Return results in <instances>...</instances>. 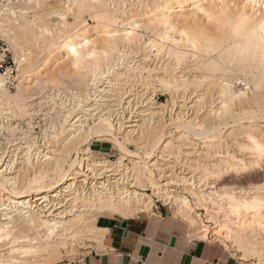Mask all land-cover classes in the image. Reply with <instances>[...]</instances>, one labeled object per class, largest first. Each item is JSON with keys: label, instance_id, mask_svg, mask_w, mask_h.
I'll return each mask as SVG.
<instances>
[{"label": "bare ground", "instance_id": "6f19581e", "mask_svg": "<svg viewBox=\"0 0 264 264\" xmlns=\"http://www.w3.org/2000/svg\"><path fill=\"white\" fill-rule=\"evenodd\" d=\"M6 2H0V35L13 52L18 88L15 92L7 91L0 77L3 84L0 88V130L10 128L14 132L15 126L6 127L4 123L30 115L31 83H34L33 87L50 89L46 103H51L49 110L54 112L52 118L56 125L52 130L53 137L51 134L49 137L55 141L50 156L47 150L45 153L44 150L38 151L39 146L36 149L38 152L32 154L31 148L35 143L32 142L31 145L26 144L24 154L21 152L25 159L13 172L15 175L10 176V169L7 170L6 166L1 168L4 162L0 165V227L11 225L14 229L13 245L9 246L7 242L0 245V261L55 264L62 259L64 251L76 250L75 245L81 246L99 236L100 230L94 225L97 216L126 217L150 211L152 195L164 205L174 208L173 212H177L187 223L188 238L218 242L243 264H261L264 255V228L260 226L264 221V177L258 186L239 191L218 189L212 184L207 191L194 180L195 176H173L169 170L166 181L159 178L165 175L163 167H169L167 163L171 159H178L181 153L179 143L190 138L207 143L208 154L217 157L209 166L194 162V157L191 166L188 164V167L203 171L205 176L215 174L219 177L223 171L262 168L264 159L253 151H250L251 157L247 160L240 159L224 149L220 142L224 133L220 131L222 124L219 122L217 127H206L205 120L181 121L183 116H179L177 135L166 139L163 121L166 106L163 104H152L139 111L138 118L134 120L130 115L127 119L119 117L124 120L121 123L120 120L114 123L111 113L112 106L120 107L122 104V99H119L123 94L122 86L129 82L139 83L144 92L158 90L171 97L192 90V93H200L195 98V104L214 92L219 99L214 112L218 117L229 115L232 108L241 109L243 105L264 109V30L261 28L264 25V7H252L250 0H55L57 5L50 0ZM37 4L40 6L36 7ZM197 6L203 12L198 11ZM133 7L140 10L143 19L120 24L118 20L129 14ZM53 12L63 14L64 19L52 15ZM85 16L91 19L92 26H88ZM161 19L176 29L175 32L171 28L167 30L171 33V40L161 38L166 32ZM136 24L140 25L139 29ZM41 27L51 35L41 33ZM129 31L133 32V36L126 35ZM182 32L187 35H180ZM84 40L89 41L88 46L81 50L84 65L88 68L84 75L89 80L94 77L96 83L85 84L75 74L76 102L72 104L68 101L70 107L67 108L62 99L56 98V89L61 87L65 90L67 87L63 77L52 75L45 80L42 75L58 62L64 67L66 64L68 71L73 72L63 45L71 43L79 47ZM128 52L133 53V57ZM139 52L146 53L140 55V60H135ZM92 53L95 57L89 58ZM18 59L22 62L18 63ZM189 59L192 66L187 65ZM152 61L156 63L151 66L148 63ZM194 73H198L200 78ZM237 82L248 90L251 86L252 92L255 95L261 93V96L249 98L242 88H233ZM91 90L98 94L92 92L90 95ZM90 96L105 102L104 108L101 107L91 118L88 113L95 107H83L88 105ZM139 98L136 99L139 101ZM226 103L229 108L224 110ZM212 104L208 105L209 113H213ZM101 119L115 130V137L122 134L118 138L130 155L121 152L112 138L100 135L98 130L105 127L100 123ZM237 119H241L240 115ZM124 123L129 124L123 128ZM199 128L204 129V135L211 132L212 136L207 139L204 135L198 137L193 129ZM228 131L225 137L232 133ZM238 132L244 139L243 144L236 143L238 149L247 150L250 147L247 140L250 132L258 140L264 137V131L256 127L249 126ZM60 136L64 138L59 141ZM49 138L48 142L51 141ZM93 141L109 142L117 150L118 158L112 162L91 161L88 153L89 144ZM41 160L40 164H36ZM125 160L130 167L123 163ZM199 209L204 212L202 218L197 213ZM6 215L11 219L6 220ZM49 231L54 232L51 237L48 236ZM13 248L18 251L13 252ZM24 249L35 251L24 255Z\"/></svg>", "mask_w": 264, "mask_h": 264}, {"label": "rangeland", "instance_id": "374dc122", "mask_svg": "<svg viewBox=\"0 0 264 264\" xmlns=\"http://www.w3.org/2000/svg\"><path fill=\"white\" fill-rule=\"evenodd\" d=\"M13 1H17V0H13ZM19 1H22V0H19ZM54 1L55 0H50L51 3L55 4ZM1 3L6 4L7 2L5 0V2H1ZM55 5H57V3ZM134 19H143L140 10L136 7H133L132 11L129 14L121 17L118 20V22H120V24H124V23H127L131 20H134ZM85 20H86V23L88 24V26L93 25V23L89 17L85 16ZM9 49H10L11 54L13 55V52H12L10 47H9ZM145 53L146 52H139L137 54V56H135L136 57L135 60H140L141 57ZM128 54L130 57H133V53L128 52ZM140 55H142V56H140ZM151 59L153 60L152 57H151ZM190 61H191L190 59L187 60L188 66H192V64H193V63H190ZM152 63L149 62L148 64L152 66L156 62L152 61ZM64 65H65V67L58 62L56 64V66L53 67V69H51L47 72L44 71L45 73H43L42 76H43V79H45V80H47L52 75L54 77H63L64 81L67 83V87L65 88V90H64V88L62 89L61 87H59L58 88L59 92H57L58 89H56L57 90V91L55 90L56 95H57L56 98L59 97V99H62V101H64L66 103L64 106L69 108L70 102L72 104H74L76 102L75 86L73 84L75 73L68 71V67H66V64H64ZM184 67L185 66H182V68H184ZM66 71H68V72H66ZM143 76L145 77L146 74L144 73ZM194 76L195 77L197 76L198 78H200V75L198 73H194ZM246 80L244 83H246ZM129 83H127L125 86H122V93L123 94H121L122 98H119L120 100L122 99L121 100L122 106L121 105H120V107L119 106H112L113 111L111 113V118L114 119V123L119 122V120H120L119 123H121L122 121L124 122V120H122L121 118L127 119L129 117V115H130L131 120H134V118H136L138 116L137 114L139 111L146 109L150 106H153L154 104H157V105L163 104L164 106H166L165 107L166 109L164 110V114H163V121H164V125H165L164 126V135H165L166 139H169L170 137L171 138L175 137L177 135L178 130H179L178 124L180 123V120L178 121L179 116H183V119L181 121H189V120L193 121L196 119L203 120V121L205 120L206 121L205 122L206 127H209V125H210V127H212L213 125L217 127L218 124H222L219 128H220V131L222 133H224V137L220 141L222 143V145L224 146L223 148L226 149L228 152H230L232 155H234L240 159H246V160H247V158L251 157V153H250V150L237 148V144H236L237 142H239V143L241 142L242 144L244 143V139L242 136L239 135L238 130L243 129V128L247 129L250 126V127H256L257 130L264 131V119L261 118L262 116H264V109L263 108L259 109L253 105L252 106L251 105H243L242 107H240L241 109H238L237 107L232 108L233 111H231V113L229 115L218 117L216 113L214 114V112L216 111L215 106L218 105L219 99L214 92L210 93V95L204 96L201 103L195 104V100L197 99L196 96L200 93L195 94V92H193L195 94V96H194V94L192 93V90H190V91L187 90L186 92H188V93L179 92L176 96L171 97L170 95H167L166 93H161L158 90L151 91L149 89V91L144 92L145 90H143V88L141 87V85L139 83H137L138 85L137 84L135 85L134 82H133L134 84L133 83L129 84ZM33 85H34V83H31L29 85L32 88L31 89L32 90L31 91L32 92V100H30V102H28V106H29L28 107V110H29L28 113L30 115H27V116L25 115L26 119H25V116H21L23 120L20 119L19 117H17V118H15L16 120L15 119L13 120L14 122L10 121L11 122L10 123L9 121H7L9 123H7V122L4 123V126H6V127L13 128L15 126L14 128H16V131L12 132V131H10V128L5 130V131L0 130V159L4 156L1 159L2 163L0 162V165H2L4 162V165H2L1 168H3V167L5 168V166L7 167V170L9 168L10 169L9 170L10 176L15 175V173H13V172H15V170H16L17 166L20 164V162H22L25 159V157H23V155H22V153L26 151V149L24 150V148H26L25 146L31 145L32 142H35V143H33V146H32L33 148H31V151L33 150L32 154L35 152H38V151H42V150H44V153H45L47 150L48 156L51 155L50 152L54 148L55 141H54V139H52V138L50 139L49 137H51V136L53 137V135H54L53 134L54 131H52V130H53V126L56 125V123L54 122L55 119H53L55 115H54V112H51L49 110V108L51 107V103L50 102H49V104L46 103V101L48 99L47 96L50 93V89L48 88L49 89L48 90L47 88H45L47 90L46 91L45 89H41L38 86L33 87ZM132 85H133V87H132ZM70 86L73 88V90ZM17 88H18V85H17ZM17 88L15 90L9 91V92H15L17 90ZM68 88L71 90V92ZM141 88L143 91L141 90ZM233 88L234 89H241L242 88L241 90L246 91L247 96L249 98L254 97V96H259V97L261 96V93H256V95H255V93L252 92L251 86L249 88L251 90L246 89V86H244L242 83H238V82L235 83ZM67 89L69 90L68 92H67ZM157 89H158V87H157ZM92 92H95L96 95L98 94L95 90H91L89 94L91 95ZM139 92H141V93H139ZM72 93H74V94H72ZM133 93H134V95H133ZM42 94H44V95H42ZM262 94H263V92H262ZM71 95H73V96H71ZM140 95L141 96L144 95V96L142 98H139ZM181 95L183 96V98ZM135 96H136V98L137 97L139 98V101L141 100L140 104H139L138 99L135 98ZM45 97H46V99H45ZM91 97L92 96H90V98L88 100L89 101V103H87L88 105H85V106L83 105L84 109L88 108L89 106L91 108H93V106L95 107V108H93V110H91L88 113L89 115L87 114L89 118H91L92 115H96L97 112H99L102 108H104V104H105V102L97 101V99H94V97H92V99H91ZM184 98L186 100H184ZM128 99H130V100H128ZM176 99H178L177 102H176ZM136 100H137V102H136ZM174 100H175V102H174ZM193 100H194V102H193ZM68 101H70V102H68ZM211 102H213V104H212L213 105V109H212L213 113H209L210 107L208 105ZM67 103H68V105H67ZM181 103H183V104H181ZM192 103H194V104L192 105ZM72 104H71V107L73 106ZM108 104L111 105V103H108ZM129 106H131V107H129ZM96 107H98L99 109ZM245 107H247V109ZM31 108H32V110H31ZM129 108L131 111L129 110ZM134 108H135V110H134ZM211 108H212V106H211ZM117 111H118V113H116ZM94 112H95V114H94ZM121 112L124 114V116ZM133 112H135V113H133ZM115 113L118 115L116 116ZM32 115H34V116H32ZM87 115H86V117H87ZM238 115H240L241 119H237ZM119 117H121V118H119ZM230 117H233L234 119H231ZM115 118H117V119H115ZM131 120L129 122H131ZM51 121H52V124L50 123ZM124 124L125 125L123 126V128L129 123H124ZM224 124H227V125H224ZM257 124L259 127L257 126ZM228 130L232 131V133L230 134V136L225 137L227 135V133L229 132ZM50 134H51V136H50ZM47 135H48V137H47ZM121 136H122V134L118 135V137H120V138H121ZM62 137L64 138V136H60L59 137L60 139L58 138V140L59 141L62 140L63 139ZM26 138H27V140H26ZM44 138H45V140H44ZM48 138L51 140L50 142H48V140H47ZM226 138H228V139H226ZM22 139H25V140H22ZM235 139H236V141H235ZM41 144H42V147H41ZM46 144L48 147H46ZM196 144H198V145H196ZM34 145H37V146H34ZM179 145L182 146V147L180 146V148H179L181 153L177 156V158H178L177 160L171 159L169 161V163H167V164H169V167H168V165L164 166L165 168L163 167L165 175L164 174L160 175L159 179L161 181L167 180L166 176H168V172L170 171L169 174H171L173 176H176V175L182 176L183 174L186 177L188 176V178L195 176V177H193V178H195L194 180L198 181L199 184L202 185L203 188H205L207 191L209 190L208 188L210 187L211 184H212L211 186H214L215 188H218V189H224V188L227 189L228 188V189H234L236 191H239V190H248V189H251L253 187H256L263 180L264 163L262 165V168H250V170L247 169V170H243V171L242 170L240 171V169H238V170H235L236 172L235 171H231V172L229 171L226 173H225V171H223L224 174L222 173L221 175H219V177L218 176L216 177L215 174L214 175L209 174V175L205 176L203 171H201L200 169L197 170L193 167L192 168L188 167V164H189V166H191L190 165L191 160L193 161L194 158H195L194 162L197 161L200 163H205L208 166H209V164L212 165L216 161L217 157L211 156L208 154V152H210V151L208 149L207 143L205 144V143H202L201 141H196V140H193V138H190L188 141L180 142ZM38 146H39V150L37 151L36 149ZM16 148H18L19 150H17ZM129 148L133 149V146H129ZM184 149L185 150L187 149V151H185ZM186 152H187V154H186ZM189 152H191V153H189ZM13 153H15V154L13 155ZM88 154H89L88 156L91 157V159H90L91 161L108 160V161L112 162L118 158L117 150L115 148H113L109 142H106V141L105 142L104 141H93L92 143H90ZM21 156H22V158H21ZM80 157H83V156L80 155ZM188 158H190V159H188ZM6 161H7V163H6ZM173 161H176V162H173ZM13 162H15V163H13ZM33 162H35V161L33 160ZM41 162H42V160L36 162V164H40ZM172 162H173V164H171ZM123 163L124 164L126 163L125 165H127L129 167L131 166L129 164L128 160H125ZM184 163H187V164L185 165ZM166 168H167V170H166ZM78 171H80V170L78 169ZM177 191L179 192V190H177ZM148 194L151 195L150 190H148ZM151 198H152V203H153V204L151 203L152 204L151 208L156 207V208L160 209L165 215H168L170 218L177 221L181 225L183 232L185 234L188 233L189 228H188L187 223L181 219V217L177 214V212H173L174 208H171L167 205H164L163 201L157 199L156 197H154L152 195H151ZM149 212L150 211H146L143 213H149ZM197 213L201 216V218L204 215V212L201 209H199L197 211ZM135 214H139V213H133V214L128 215V216H133ZM108 216H111V215H108ZM128 216H126V217H128ZM94 225H95V223H94ZM99 238L100 237L97 236L96 238H94V240L89 239L90 242L88 240L85 244H82L81 246L75 245L76 250H73V251L68 250V252L64 251L63 252L64 256L62 255V259L55 264H70V263L73 264V263H75L76 261L81 259L83 257V255H85L93 247L98 245V243L100 242ZM194 239H196V238H194ZM232 257H233V259H235L240 264H243L240 261V259H238L237 256H232Z\"/></svg>", "mask_w": 264, "mask_h": 264}, {"label": "crops", "instance_id": "0c3cea01", "mask_svg": "<svg viewBox=\"0 0 264 264\" xmlns=\"http://www.w3.org/2000/svg\"><path fill=\"white\" fill-rule=\"evenodd\" d=\"M95 226L101 243L73 264H240L220 243L188 238L156 207L129 217L100 215Z\"/></svg>", "mask_w": 264, "mask_h": 264}, {"label": "snow or ice", "instance_id": "6c2138e0", "mask_svg": "<svg viewBox=\"0 0 264 264\" xmlns=\"http://www.w3.org/2000/svg\"><path fill=\"white\" fill-rule=\"evenodd\" d=\"M250 3L252 5V7L254 8H261L264 7V0H250ZM40 5L37 4L36 7H39ZM198 11L203 12V9H199V6H197ZM52 15H58L60 17V19H64L63 14L59 13V12H53ZM162 27L166 30L165 34L162 35V39H169L171 40V33L167 32V30L169 28H171L172 32H175L176 29L172 28L171 25H169L165 20L161 19L160 21ZM135 27L137 29L140 28L139 24H136ZM262 30H264V25H261ZM41 33H43L44 35H51L50 32L47 31V29L41 27L40 29ZM113 35H117L116 33H113ZM126 35L128 37L133 36V32L129 31L126 33ZM180 35L182 36H186L187 33H180ZM38 39L40 37H37ZM172 42H175L174 40H172ZM89 44V41L84 40L79 44V47L71 44V43H65L63 46L66 49L67 52V59L69 62V66L70 68L73 70V72L75 74H77L79 76V79L81 82L85 83V84H95L96 83V79L93 77L91 80H89L88 76H85L84 73L88 72V68L84 65L83 62V54H82V49L86 48ZM193 47H195V45H192ZM105 56L108 55L107 52H105L104 54ZM95 57V53H92V56L89 58H94ZM18 63H21L22 61L20 59H18L17 61ZM0 88H3V84L0 83ZM241 95H243V93H241ZM224 110H227L229 108V105L226 103L223 105ZM262 119H264V116L261 117ZM100 123L104 124L105 127L99 129L98 131L100 132V135L103 136H107L108 138H112L113 139V143L117 144L120 148V151L126 154H131L128 152L126 146L124 144H122L120 142V139L118 137H115V130L112 129L111 125L107 124L106 120L101 119ZM193 131L195 132V134L199 137L204 135V129L203 128H199V130L197 129H193ZM212 133L209 132L207 133V135H204V138H208L211 137ZM214 138V137H213ZM247 140L249 141L250 147L247 150L253 151L254 153H258L261 159H264V137H261L259 140L250 132L247 134ZM6 220H10L11 217L9 216H5ZM262 228H264V221L261 222L260 225ZM13 232L14 229L12 228L11 225H8L7 227H0V245H3L7 242V244L9 246H12L14 243V237H13ZM54 234L53 231H49L48 236L51 237ZM18 251V249L13 248V252ZM35 250H30V249H24V255H31ZM243 258V257H241ZM0 264H23V262H17V261H0ZM261 264H264V255H262L261 258Z\"/></svg>", "mask_w": 264, "mask_h": 264}, {"label": "built area", "instance_id": "2783aa9c", "mask_svg": "<svg viewBox=\"0 0 264 264\" xmlns=\"http://www.w3.org/2000/svg\"><path fill=\"white\" fill-rule=\"evenodd\" d=\"M5 2V0H0ZM0 77L3 80L4 86L8 91H13L17 88V66L13 60L7 42L0 35ZM11 123V122H10Z\"/></svg>", "mask_w": 264, "mask_h": 264}, {"label": "water", "instance_id": "95a60500", "mask_svg": "<svg viewBox=\"0 0 264 264\" xmlns=\"http://www.w3.org/2000/svg\"><path fill=\"white\" fill-rule=\"evenodd\" d=\"M173 242H174V240L172 239L171 242H170V245H171V246H173Z\"/></svg>", "mask_w": 264, "mask_h": 264}, {"label": "clouds", "instance_id": "9594fccd", "mask_svg": "<svg viewBox=\"0 0 264 264\" xmlns=\"http://www.w3.org/2000/svg\"><path fill=\"white\" fill-rule=\"evenodd\" d=\"M262 38H264V36H262Z\"/></svg>", "mask_w": 264, "mask_h": 264}]
</instances>
